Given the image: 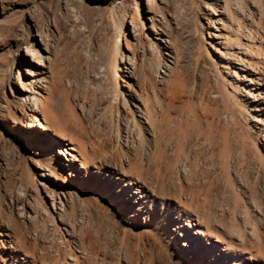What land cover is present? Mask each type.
Instances as JSON below:
<instances>
[{"label":"rangeland","instance_id":"rangeland-1","mask_svg":"<svg viewBox=\"0 0 264 264\" xmlns=\"http://www.w3.org/2000/svg\"><path fill=\"white\" fill-rule=\"evenodd\" d=\"M187 220L264 264V0H0V264H195Z\"/></svg>","mask_w":264,"mask_h":264},{"label":"bare ground","instance_id":"bare-ground-1","mask_svg":"<svg viewBox=\"0 0 264 264\" xmlns=\"http://www.w3.org/2000/svg\"><path fill=\"white\" fill-rule=\"evenodd\" d=\"M147 1L150 2V4L154 3V0H147ZM134 8H135V10H137L136 7H134ZM153 23H154V21H153ZM135 26H136V24H135ZM117 50H118V48H117ZM28 52L32 56L37 54V51H31L29 49V47H27L25 55H29ZM39 59L43 63V56L42 55H41V57ZM128 60H129V62H128V68L127 69L128 70H130V69L134 70L135 69L134 61L132 60L133 63H130V59L129 58H128ZM41 66H44V64H41ZM114 69H115L114 74L116 75L117 74V64H116V62L114 63ZM44 87L48 88V86L45 85V86L41 87V89L44 88ZM19 90L23 92V96L26 97L27 99H31V98L33 99L34 98V100H35L34 104H35L36 108H30L31 111H33L35 113H41V112H43L45 110V108L47 106L46 105V100H44L42 98H36L32 94L31 95L27 94V96H26L24 94V92H27L26 91L27 89L25 88V86L19 87ZM32 118L37 123V129L39 128V129L44 130V131L45 130H49L48 126L46 124L42 123L40 120H38L36 115L32 116ZM35 127H36V125H35ZM51 127H52V129L54 131H56L53 126H51ZM39 138L41 140L40 148L42 150H44V149L48 150L49 145L43 142L44 136H43L42 133L39 134ZM68 150L77 151L74 147H69V148L65 147L63 150L62 149L61 150L60 149L57 150L59 152V154H61L65 158V160L70 162V164H67V166L71 165L72 161H78L81 164L80 168L82 170V169H87V167L90 164V162H93V158H89L87 156V154H89V153H86L87 150H86V147L84 146V144H82L80 146V150L77 151L79 156H80V158H81L80 160L77 158L76 154H74V153H72V152H70ZM92 150H94V149H92ZM93 152L94 151H92V153ZM68 156L73 158V160L72 161L68 160V158H66ZM91 157H93V156L91 155ZM61 164L62 165H66L64 162H61ZM70 168L73 169V164H72V166H70ZM85 173H88V169L86 170ZM99 174L103 178L107 177L108 180L112 179V178H113L114 181L116 180V182H115V184L113 186H117L118 187L117 191L119 190V185H120L122 179H120L118 177V174H115L114 172L110 173L109 170L100 171ZM73 176H77L76 172L73 173ZM85 176H86V174H85ZM114 176H116V178H114ZM103 181L106 182L105 179H103ZM135 185L136 184H133V186L132 185L131 186L134 187ZM136 189H137L136 192H130V190L127 187H125L123 191L125 192V194L127 193V195H129L130 198L133 199V202L135 201V204L138 205V207H143V206L146 205V203L151 201L150 200L151 199V194H149L146 190H144V188H136ZM49 193H50V196H51V198L53 200L52 201L53 205L55 206L54 193L53 192H49ZM57 197H59L60 204H61L62 200L60 198V194ZM183 226L185 228L180 227V229H179L180 232H181V237L183 238V240L181 242V246H183L182 250L183 251L187 250L189 252L187 254L189 257H191V258L195 257L196 258L197 263H195V264H242L243 263V259L245 257L244 255H247L248 253L252 252V251H247V249H245V246H243V243H239V242L236 243L233 240H228L227 241V239H224V238H222L219 235H215V234L212 235L213 233L210 234L206 229H203V227H201V225L199 223L195 224L193 226V224H190L189 220H187V223L183 224ZM178 227H179V225H178ZM179 235H180V233H179ZM228 238H231V237H228ZM232 239H234V237ZM17 243L20 245L21 248L25 244L21 240V238H18ZM9 245H10V248H13V246L11 244H9ZM14 251L18 252V250H16V249L12 250V252H14ZM261 251H264V248H261V250L259 249L258 252L263 253ZM252 254H250V255L253 256ZM17 256L18 255H16V254L9 255V258H10L9 264H37L36 261H34V260L31 261L30 257H28L29 255H27V257H23V259L21 258L23 260V262H19ZM69 261H71L72 264H80L78 262L77 256L76 257H71V258L69 257L68 259H65V258H61V256L59 254L54 259L52 264H59V263L60 264H71ZM243 264H245V263H243Z\"/></svg>","mask_w":264,"mask_h":264},{"label":"snow or ice","instance_id":"snow-or-ice-1","mask_svg":"<svg viewBox=\"0 0 264 264\" xmlns=\"http://www.w3.org/2000/svg\"><path fill=\"white\" fill-rule=\"evenodd\" d=\"M167 207V206H166Z\"/></svg>","mask_w":264,"mask_h":264}]
</instances>
